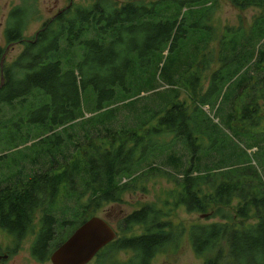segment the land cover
Returning a JSON list of instances; mask_svg holds the SVG:
<instances>
[{"label":"trees","instance_id":"1","mask_svg":"<svg viewBox=\"0 0 264 264\" xmlns=\"http://www.w3.org/2000/svg\"><path fill=\"white\" fill-rule=\"evenodd\" d=\"M227 1L259 14L247 28L216 33V0H88L45 22L27 43L28 9L9 11L5 44L24 48L0 68V127L13 121L7 109L20 122L36 115V126L7 133L0 160L43 147L30 167L17 162L0 182V229L26 233L41 209L47 233L54 224L60 237L39 239L35 250L55 249L103 205L120 203L139 179L161 175L175 185L168 193L174 206L221 219L187 231L203 264H264V0ZM221 120L249 142L234 163L214 150ZM165 218L154 205L129 214L119 229L142 234L115 239L98 252L99 262L123 252L131 253L123 264H150L185 233ZM51 250L33 255L47 260Z\"/></svg>","mask_w":264,"mask_h":264},{"label":"rangeland","instance_id":"2","mask_svg":"<svg viewBox=\"0 0 264 264\" xmlns=\"http://www.w3.org/2000/svg\"><path fill=\"white\" fill-rule=\"evenodd\" d=\"M87 2L88 0H0V48L3 49L0 63L2 62V67L12 63L24 48V43H15L8 46L5 44L4 26L7 15L12 8L17 6H26L28 9L29 17L24 32L25 42L26 40L33 41L37 32H40L43 23L51 20V17L58 14V12L64 11L63 9H67V7H71V5L85 6ZM258 14L259 11L257 9L249 8L241 10L233 7L227 0H216V7L213 11L210 24L216 29V33H220L224 26H237L238 24H243V26L247 28ZM211 48L214 50V53H217V40L213 42ZM213 66V69L218 67L216 63ZM208 75L209 74L203 77V90L207 86L206 80ZM180 94L181 100H187L186 94L183 93V91H181ZM223 106L227 107L228 103H223ZM204 111H206V113L212 118V113L207 108H204ZM262 112L264 113V105L262 107ZM13 115L14 111H9L7 109L5 118H11L13 121H4L2 122V127H0V141L6 145L9 144V139L6 136L7 133L15 132L17 128L26 131L28 127L34 128L36 126L33 122L36 115L31 118L32 121H27V118L20 117L23 119V122L16 119L19 116ZM119 119L121 120L122 116H120ZM215 122L217 123L218 121ZM218 128V138L217 140L216 138H213V143L215 145L214 150L218 153V155H225V157L230 154L232 158L228 161L234 163L235 155L242 153V151L247 148L249 142L240 133L237 134V132H239L238 129L228 127L222 120L218 123ZM173 137L174 136L171 134L164 136L162 141L169 142L173 139ZM153 142L154 144L157 143V145H161V138L154 137ZM205 144H207V138L204 137L202 146L205 147ZM41 147L43 146L21 148L19 149L21 150L20 152L12 153L6 158L0 160V182L6 179L7 173L10 174L7 169L15 170L17 162L24 165V168L30 167L29 161L36 158V153L39 149H41ZM0 148L2 150L4 149L3 146H0ZM253 151L254 150L247 152L250 153ZM40 157L42 158L43 156L40 155ZM21 158L24 161H21ZM155 165L160 167L162 164H160V162H155ZM162 168V171H167V168ZM34 170H36V168H34ZM168 171H170V169H168ZM134 187L135 188L133 190L123 195L120 203L103 205L94 213L93 217L105 220L115 231V239H119L123 236L130 237L133 234H142V229L136 227L131 233H122V228L119 229V224L122 222L123 218L132 212L139 210L143 206L154 205L156 209H159L166 214L165 221H169L174 227L178 225L182 226L185 229V233L177 240L175 247L169 246L160 253H157L151 259L150 264H203V260L193 254L187 237V231L192 225L213 221L219 222L221 219L219 217L210 220L205 219L200 214L186 212L183 206H174L173 199L169 198L168 193L175 189V185L168 177L161 175L142 177L134 184ZM235 204L236 201L233 202V205ZM224 212L232 218L234 217L233 210L225 208ZM233 223L237 224L239 223V220L233 218ZM248 224H251V221L243 222L244 226H247ZM3 235L4 233L0 231V244H7L8 241L3 237ZM97 254L88 264H98L102 262L104 264H123L127 262L131 256V253L118 252L115 255H111V257L106 255V258L99 262L100 259L97 258ZM43 261L44 263L35 258V256L28 255L23 251L17 256L13 255L11 259L5 262V264H52L50 262L49 255L48 259Z\"/></svg>","mask_w":264,"mask_h":264},{"label":"water","instance_id":"3","mask_svg":"<svg viewBox=\"0 0 264 264\" xmlns=\"http://www.w3.org/2000/svg\"><path fill=\"white\" fill-rule=\"evenodd\" d=\"M2 69V62L0 63ZM1 78V83H2ZM115 231L98 217H90L51 254L52 264H88L95 255L115 240Z\"/></svg>","mask_w":264,"mask_h":264},{"label":"flooded vegetation","instance_id":"4","mask_svg":"<svg viewBox=\"0 0 264 264\" xmlns=\"http://www.w3.org/2000/svg\"><path fill=\"white\" fill-rule=\"evenodd\" d=\"M61 13H62V11L58 12V14L51 17V20H49V21H53ZM43 25H44V23H43ZM42 28L40 31H42ZM38 33H39V31L37 32V34ZM25 42L29 43L30 41L26 40ZM43 215H44V213L41 209H40V211L38 210L36 212L35 218L33 220V224L31 223V228L28 229L26 233H22L23 231L19 232V230L16 229L14 234H8L5 230L0 229V231L2 233H4L3 237L8 241L7 244L6 243L0 244V264H5V262H7L9 259H11L13 255L17 256L19 253H21L23 251L25 253H27L28 255L34 256L33 252L38 254V255H41L42 253L51 250V247L48 244H47V251L45 249L41 250L39 247L35 250V246L39 242V239L44 240L46 238H50V239L54 240L55 238L60 237V233H59V231L56 230L54 224H53V226H51V230H49V232L47 233L45 221H43V218H42ZM70 235H68L65 238V240ZM29 238H30V240H29ZM50 239H48V240L50 241ZM55 249H52L50 251L49 257H50V254H52V252ZM40 261L42 263H44L43 260H40Z\"/></svg>","mask_w":264,"mask_h":264}]
</instances>
